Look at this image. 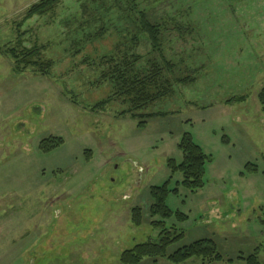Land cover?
Instances as JSON below:
<instances>
[{"label": "rangeland", "instance_id": "374dc122", "mask_svg": "<svg viewBox=\"0 0 264 264\" xmlns=\"http://www.w3.org/2000/svg\"><path fill=\"white\" fill-rule=\"evenodd\" d=\"M37 1L0 0V50L16 46L15 26ZM129 7L163 27L161 53L175 66L166 77L191 80L140 110L166 114L143 128L120 115L127 105L101 79L105 56L127 50L138 67L149 56ZM19 32L52 67L16 73L0 52V264H121L122 252L157 241L149 190L165 183V227L183 235L168 254L208 239L223 258L215 264H246L237 257L254 253L264 264V0H62ZM184 136L209 158L194 192L168 167L181 162ZM50 137L62 143L44 154Z\"/></svg>", "mask_w": 264, "mask_h": 264}, {"label": "trees", "instance_id": "16d2710c", "mask_svg": "<svg viewBox=\"0 0 264 264\" xmlns=\"http://www.w3.org/2000/svg\"><path fill=\"white\" fill-rule=\"evenodd\" d=\"M61 1L39 0L26 9L23 19L15 26L18 37L16 46L0 50L1 54L6 55L13 61L14 72L23 73L25 70L33 69L41 76L49 75L52 62L42 58V48L37 46L24 48L19 40L21 37L19 29L24 21L32 17H42L53 13ZM130 1L133 2L134 6V0ZM128 10L127 18L133 20L135 31L145 37L150 46L149 56L143 67L137 66L141 58L136 55H128L127 50L122 52L119 50L120 57L118 58L105 56L101 59L102 63L100 65L106 66L107 69L102 72L101 79L110 81L115 90L114 96L127 105V110L121 112L120 115L129 116L132 120L138 122V128H143L146 119L163 117L166 114L142 115L138 114L139 111L160 98L171 94L174 84L184 85L191 82V80L188 79L189 77L181 79L175 77L172 79L170 77L174 75L175 66L166 61L161 53L163 27L156 20H151L147 13L138 11L135 7H129ZM135 38L136 35H133L130 40L132 45L137 46L139 43L135 42ZM166 74L170 76L166 77ZM257 99L260 110L264 115V87L259 91ZM110 100L109 98L96 106H104ZM61 143V139L50 137L42 140L38 148L40 152L46 154L60 146ZM178 149L182 155L181 162L175 165L174 161L169 160L168 167L181 174L180 184L185 189L194 192L204 185V165L209 158L188 136H184L181 139ZM168 193L167 183L160 187H151L149 190L151 204L148 208V219L150 220L149 224L159 231L157 241L137 244L133 248L122 252L120 263L140 264L146 258L152 260L151 264H158L159 259H166L172 264H180L192 258L198 259L200 261L199 264L222 262L223 258L217 253L214 242L208 239L180 247L171 254L167 253V249L178 243L183 236L182 233H178L175 225L168 229L165 227V221H168L173 216V213L165 205ZM130 214L131 223L139 228L144 219L142 210L136 207L131 210ZM175 217L178 223L183 222L186 218L179 213H176ZM156 218L159 221H155ZM237 259L245 261L246 264H263L258 260L255 253L246 258L239 256Z\"/></svg>", "mask_w": 264, "mask_h": 264}, {"label": "crops", "instance_id": "0c3cea01", "mask_svg": "<svg viewBox=\"0 0 264 264\" xmlns=\"http://www.w3.org/2000/svg\"><path fill=\"white\" fill-rule=\"evenodd\" d=\"M35 263H37V262H35Z\"/></svg>", "mask_w": 264, "mask_h": 264}]
</instances>
